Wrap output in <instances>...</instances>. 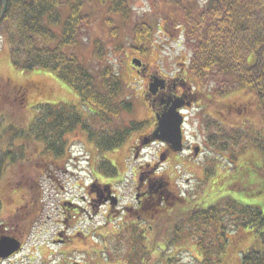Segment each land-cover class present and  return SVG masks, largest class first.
Masks as SVG:
<instances>
[{"label":"rangeland","instance_id":"1","mask_svg":"<svg viewBox=\"0 0 264 264\" xmlns=\"http://www.w3.org/2000/svg\"><path fill=\"white\" fill-rule=\"evenodd\" d=\"M197 1L202 4L205 0ZM130 2L131 14L127 19L118 14L106 15L104 6L91 2L86 9L91 13L90 22L81 35L80 43L71 50L88 68L95 66L99 69L102 65L112 64L125 83L123 97L129 98L133 103L131 113L123 115L122 120L125 122L145 120V126L140 129L145 131L151 124L152 116L150 106L142 100L139 92L144 87L147 89V82L142 85L141 77H137L135 71L132 72L131 58L139 57L142 64L148 65L157 72L164 69L174 73L179 66L176 62L189 61L190 52L185 45L183 34V29H186L184 19L175 7L166 5L164 0H130ZM108 16L112 20L107 22L105 20ZM140 24H142L141 30H147L149 36L145 42L137 43L135 38L138 28L135 26ZM3 37L0 33V162L3 166L0 168V226L4 221L11 222L10 219L14 218L16 208L18 215L30 211L24 225L22 222L18 223L19 227L22 225L21 231L25 228L20 234L23 240L22 248L7 264H70L74 261H80L82 264H123L125 258L120 256L129 249L133 254L131 246L128 247L123 243H120L118 248L108 245L106 251L103 246L100 250L99 245L102 238L99 233L108 232L109 243L112 242V237L119 238V235L110 236V232L117 229L119 218L105 227L106 214H91L90 217L80 214L73 218L64 208L69 206L66 202L81 200L86 185L93 178L88 161L89 163L92 161L94 146L87 142L86 137L79 130H74L68 133L66 138L69 148L67 156L62 159L54 158L48 164H44L49 160L48 153H45L46 157L37 154V150L42 149L43 144L29 133V124L33 121L39 104L49 103L60 106L66 104L69 108L74 104L78 107L81 104L76 92L48 71L40 69L22 71L13 67L9 59L8 44ZM96 41H99L98 45ZM119 45H122L121 49H117ZM98 46L103 47L98 50L103 52L104 61H99L96 55ZM187 78L195 81L193 76L188 75ZM215 82L214 79L211 84L214 86ZM14 84L27 86V89L25 92H16ZM208 85H203V88L211 91L212 87ZM244 89L239 90L238 87L227 94L226 98L229 99L225 104L230 103L229 106H232L233 110L228 111V107H220V102L224 100L217 105H212L209 101L205 106L202 101L203 109L196 105L185 113L188 115V120L184 124L186 144L198 145L201 153L195 158L193 150L186 149L179 158L174 157L175 160H171L167 168L176 176L168 174V179L171 185L175 186L176 183L178 189L183 187V191H186L185 188L190 191L196 190L195 199H189L194 204H202L204 207L216 200L229 199L230 201L226 203H233L236 200L244 204H260L264 211V177L260 178L262 182H259L260 179L258 180L257 177L256 180L252 179L253 172L264 171V159L254 160L250 155L255 148V143L251 144L254 139L250 134L264 137V124L261 120L263 113L259 109L255 91ZM239 109L246 112L251 123L244 124L245 127H227L229 118L232 122L230 126H234V123L238 124L239 118L235 116ZM23 148H26L27 156L33 157L27 163L16 159ZM159 151L160 145L151 144L141 150L140 158L136 160L132 158L134 152H131L127 158L131 163L129 165L124 163V148L110 154L111 159L117 162L120 171L118 180H113V187L122 197V204L134 201V199L132 201L134 193L132 166L138 163L146 165L153 161L156 155L158 156ZM12 156L14 160H9ZM98 159L101 157L99 156ZM177 162H179L178 166L173 165ZM55 163H59L61 168H57ZM160 167L162 169L165 166ZM147 169L146 166L144 170ZM163 172L167 174V171L163 170ZM215 172L219 177L214 178ZM182 173L190 175L188 176L190 182L188 181L187 185L184 181L186 176ZM27 177H34L29 182L32 187H26L24 183L19 182ZM161 178L163 181H168L162 176ZM31 200L33 204L29 203ZM80 203L83 205V202ZM182 206H185V203ZM31 220H33L32 230L28 223ZM62 221L65 224L64 229H67L65 235L75 239L61 243L63 247H60L57 245L60 241L55 240L56 245H52L51 239L58 232ZM168 223L164 221L163 226L166 227ZM122 238L131 241L134 237L128 233V236ZM229 240L236 250L241 251L248 247L251 237L244 234V229L238 228L229 232ZM47 243L50 246H47ZM174 244V246L170 244L171 247L165 251L164 247L158 244L154 251L158 256L153 254L148 261L143 260L141 253L149 248L147 245L145 247L140 245L136 250L137 256L124 264H160L164 261L165 255L167 258H174L172 262L164 264H200L199 259L203 260L195 243L189 238L187 242L174 241ZM97 249L100 250L98 255L93 251ZM144 249L146 251H142ZM156 258L158 261L153 262Z\"/></svg>","mask_w":264,"mask_h":264},{"label":"trees","instance_id":"2","mask_svg":"<svg viewBox=\"0 0 264 264\" xmlns=\"http://www.w3.org/2000/svg\"><path fill=\"white\" fill-rule=\"evenodd\" d=\"M164 1L184 19L185 45L190 52L188 71L195 81L211 85L216 96L238 87L254 90L264 119V0H205L202 4L197 0ZM91 2L104 6L106 15L127 19L131 14L130 0H0V33L7 41L11 64L22 71H48L68 84L81 104L76 109L75 105L69 108L66 104L45 103L36 109L29 133L42 140L56 157L63 154L65 135L75 129L102 152L119 146L127 135L143 126L142 122L122 120L124 113H131L132 102L123 97L125 85L112 64L88 68L71 50L80 43L90 22L91 13L86 9ZM109 20L108 16L105 21ZM135 27V42H145L148 31L141 30L142 24ZM98 48L103 47H97L96 55L104 61ZM121 48L119 45L117 49ZM251 138V144L255 143L251 158L264 159V137L251 134ZM103 166L113 171L110 162ZM257 171L252 174L253 180L264 177L263 170ZM31 178L19 182L32 187ZM226 202L210 207L186 202L168 221L166 230L170 232L174 220L186 217L190 237L205 257L200 264H224L221 254L230 247L228 255L234 264H264L261 205ZM234 226L244 228V234L251 237L239 258L229 240V228Z\"/></svg>","mask_w":264,"mask_h":264},{"label":"flooded vegetation","instance_id":"3","mask_svg":"<svg viewBox=\"0 0 264 264\" xmlns=\"http://www.w3.org/2000/svg\"><path fill=\"white\" fill-rule=\"evenodd\" d=\"M176 64L179 66H177V70L174 73L167 72L164 69L157 72L148 65L144 64H142L140 68H136L134 70L136 74L142 78L143 82H147V84H149L152 80H161L162 87L156 88L153 94H150L146 90L143 94L144 100L154 109L153 116L155 111L160 113L167 108L165 101L170 98H181L180 101H182L184 104L181 108L184 122L188 120V115L185 113L196 106L201 100L204 101V106L208 105L209 101L212 105H217L221 100H224L220 102V107H228V111L233 110V107L229 106L230 103L228 105L225 104L226 100L229 99L226 98L227 95L214 98L207 91H203L199 87H194L192 85V81L187 78L188 74L185 61L176 62ZM14 86L16 92H25L27 89V86H18L15 84ZM197 107L203 109V105H197ZM236 113L237 114L235 117L237 119L239 118V122L238 124L234 123V126H229V124L232 123L231 118H229V120H227L229 128H236L241 124H245L247 121L251 123V119L246 116V112L243 109H239ZM154 123L155 122L151 123L150 126L147 127L144 132V138L139 139L138 135V143H134V145L131 146V149L134 152L136 149H140L141 142L144 139H147L151 130H153L155 127L153 126ZM158 144L162 146V150H164L167 160L176 156V153L171 150L168 143L158 142ZM182 144L183 151L180 153H184L186 149L191 151L196 146L194 143L187 146L184 126L182 127ZM200 153L201 148L199 147L197 156H199ZM197 156H195V158ZM156 165L153 159L151 163H146V165L144 164L139 166L141 173L136 186V203L134 205H125L122 208L126 214L128 224L133 229L137 228L141 222L143 224L142 228L147 227L148 229L153 230L152 239H154L156 236L157 228H159L164 223V221H170L171 219H174L179 210H182V205L185 202V200L177 193L176 185L173 186L169 181H163L161 176L165 179L166 177L163 175H158L159 173L154 172L153 168H155ZM146 166L148 169L144 170ZM108 189V184L106 182H98V177H95L91 181L87 187L86 194L82 197L85 203L83 208L86 214L90 216L91 214L95 215L99 213L101 206L106 203L107 197H110V193L108 194ZM190 193H192V191L188 190L187 194ZM108 211L115 214L119 212V209L109 207ZM22 218L23 217H21V219ZM176 222L177 221L174 220L172 223L173 226L178 224V222ZM1 225L3 227L0 226V237L3 235L14 236L18 240H21L20 234L23 232L24 228L21 231L19 224L15 223L12 226L10 222L4 221L1 223ZM64 228L65 227H60L58 232H56L58 237L59 235L61 236L58 238V240L61 242H69L71 241L70 237L65 235L66 229Z\"/></svg>","mask_w":264,"mask_h":264},{"label":"water","instance_id":"4","mask_svg":"<svg viewBox=\"0 0 264 264\" xmlns=\"http://www.w3.org/2000/svg\"><path fill=\"white\" fill-rule=\"evenodd\" d=\"M136 65H140V62L133 60ZM158 83H156V86ZM181 106V103L176 100L173 105L163 113L158 119V128L153 133L152 139H158L172 143V148L175 151L181 149V122L182 117L179 115L177 108ZM197 151V150H196ZM18 249V244L14 240H0V256L7 257Z\"/></svg>","mask_w":264,"mask_h":264}]
</instances>
